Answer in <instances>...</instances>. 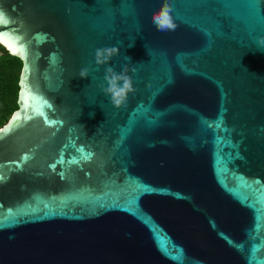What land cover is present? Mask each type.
<instances>
[{"label": "water", "instance_id": "1", "mask_svg": "<svg viewBox=\"0 0 264 264\" xmlns=\"http://www.w3.org/2000/svg\"><path fill=\"white\" fill-rule=\"evenodd\" d=\"M161 3L0 0V264H264V0H171L168 32Z\"/></svg>", "mask_w": 264, "mask_h": 264}, {"label": "clouds", "instance_id": "2", "mask_svg": "<svg viewBox=\"0 0 264 264\" xmlns=\"http://www.w3.org/2000/svg\"><path fill=\"white\" fill-rule=\"evenodd\" d=\"M173 11L174 8L171 0H162L161 6L151 13V23L158 32L175 31L177 24L173 16ZM0 17L8 19L3 9H0ZM255 43L258 48L264 49V35L256 36ZM117 53L118 49L116 47L97 48L94 54L95 64L97 66L109 65L112 57ZM88 72V68L85 67L81 69L79 75L82 78L87 77ZM104 81L106 82V86L102 87V91L110 97V102L115 107H120L124 104L128 94L134 91L133 81L131 76L128 75V69L126 67L121 72H117L112 66H107Z\"/></svg>", "mask_w": 264, "mask_h": 264}, {"label": "trees", "instance_id": "3", "mask_svg": "<svg viewBox=\"0 0 264 264\" xmlns=\"http://www.w3.org/2000/svg\"><path fill=\"white\" fill-rule=\"evenodd\" d=\"M22 61L0 44V127L17 109Z\"/></svg>", "mask_w": 264, "mask_h": 264}, {"label": "snow or ice", "instance_id": "4", "mask_svg": "<svg viewBox=\"0 0 264 264\" xmlns=\"http://www.w3.org/2000/svg\"><path fill=\"white\" fill-rule=\"evenodd\" d=\"M0 20H3L5 23H7V21L3 18V17H0ZM0 40H2V34H0ZM18 47H21V45H18Z\"/></svg>", "mask_w": 264, "mask_h": 264}]
</instances>
